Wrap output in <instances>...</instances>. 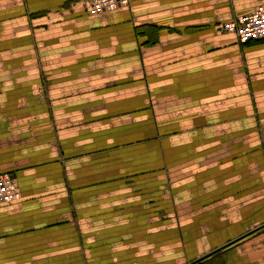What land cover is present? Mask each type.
Returning a JSON list of instances; mask_svg holds the SVG:
<instances>
[{"label":"crops","instance_id":"1","mask_svg":"<svg viewBox=\"0 0 264 264\" xmlns=\"http://www.w3.org/2000/svg\"><path fill=\"white\" fill-rule=\"evenodd\" d=\"M259 4L264 0H129L90 15L88 0H0V43L18 48L19 33L34 31L39 94L59 88L63 96H80L70 106L80 119L59 128L66 143L80 145L64 170L77 183L70 188L79 191L81 215L53 219L60 203L51 196L63 174L58 163L51 165L53 174L44 172L41 161L56 153L42 145L40 121L19 115L24 107L18 103L1 101L0 173L13 176L19 196L0 203V264H187L231 241L200 264H264V39L240 43L215 26ZM38 31L49 33L43 40L50 51L46 74L34 50ZM23 59H6L10 64L0 74L2 83L11 82L3 88L17 89V96L24 94L25 85L17 82ZM136 95L145 97L147 112H158L155 120L146 114L139 128L158 132L164 165L197 171L192 181L173 186L175 206L163 193H150L147 208L176 207L170 223L150 221L140 193L132 200L108 199L121 190L106 187L111 151L104 143H117L118 137L109 138L119 127L108 116L126 102L131 110ZM90 142L96 144L91 151ZM131 150L124 147L115 158L113 146V166ZM139 153V167L128 172L153 177L152 150ZM94 164L96 177L89 174ZM48 197V204L41 203ZM35 202L52 208L35 213Z\"/></svg>","mask_w":264,"mask_h":264},{"label":"rangeland","instance_id":"2","mask_svg":"<svg viewBox=\"0 0 264 264\" xmlns=\"http://www.w3.org/2000/svg\"><path fill=\"white\" fill-rule=\"evenodd\" d=\"M34 31H31L30 33L25 32L24 34L19 33V47L11 49L12 43L10 42H3L0 43V74L1 71H7V68L10 63L9 61H6V59L12 57V56H24V63H20L22 67H24L22 77H19L17 82L21 83V85H25L23 89H21V93H24L23 95L17 96V89L14 90L15 92H9L6 89H4V86L9 85L11 86V82L8 81V84L2 83L0 81V87L2 83V88L5 91L0 93V103L1 101L5 102L3 104H14L18 103L19 108L24 107V114L23 112L19 113V115L25 116V119L27 120H33V121H40V124H36L37 127L39 126L37 130L38 135H40V139L42 142V145H46L50 150H54L56 153L55 158L50 160H42L41 163L43 165L42 170L44 172L48 171V173L53 174L55 172V166L54 168L51 165H55V163H58L62 176V185L59 188L57 195L54 194L51 196L52 200L58 196V201L60 203V206L56 209V214L58 216H54L53 219H81L80 215V208L77 206L78 201L80 199L79 197V191H72L70 188V184L74 183L77 184L76 181H71V178L69 176V172H65L64 167L68 164V156L76 150L80 151V145L79 144H69L66 143L69 139L67 135L63 136V129L59 128L60 125H68V122H76L80 119V113L79 112H73L71 111V105H75L76 101L79 102L80 96L77 94V96H63L59 94V88L57 91L54 90H44L42 94H39V91L37 88L33 85L34 82H38L34 80L33 78H36V73L38 72L36 69V64L33 63V60L31 59L32 53H33V46H32V40H34L33 35ZM24 35V36H23ZM49 33L48 32H35L36 37V48L34 49L36 51V54H39L41 57V67L42 71L44 73L46 70H49V63L47 61L49 57V41H43L44 39L48 38ZM33 37V38H32ZM35 43V42H34ZM23 44V45H22ZM22 45V46H20ZM11 49V50H10ZM5 59V60H4ZM19 64H13L12 67H16ZM16 70V69H15ZM46 74V73H45ZM20 75V74H19ZM38 77V76H37ZM2 81L3 75H2ZM46 83H51V81H45ZM122 83H125V81H121ZM49 91L53 92V94H49ZM139 91V90H138ZM36 92L35 94H33ZM57 92V93H56ZM56 93V94H55ZM90 96H96V95H89ZM120 97H123L122 95H118ZM114 96L112 98L118 97ZM129 96V95H124ZM76 100V101H75ZM133 101V100H131ZM145 97L143 95H136L135 97V103L132 106L131 110H128L129 102H126L122 104L123 108L116 112L115 114H111L108 117L110 118H117L113 123L115 125H118L119 127H114V131L111 134L112 136L109 139H112L113 137L117 138V143L114 144H108L107 142L104 143V147L106 151H111L110 153V159L105 160L106 169L108 172H106V187H109V189H112L113 187L121 188V190L118 193L120 196L115 195V197H112V192L109 193L110 197L108 199L112 200V198H115V200L123 199L126 200H132L135 199V196L140 193L141 199L144 201L142 202L141 206L146 207V214L147 217L150 219V221H155L159 219H167L168 223H170L171 219H176V213L174 210L175 204L174 201H177V195L174 191V187L179 182H186V181H192L196 177V168L193 166L190 167H174L171 170L167 168V166L164 165V162L162 160V145L159 143L161 140H159L158 132L154 131V128L152 127V131L146 130V128H139V125L142 124L145 126L146 122V114L150 115L151 119L155 120V116H157L158 112L153 111H146V103H144ZM68 104V105H67ZM127 115V116H125ZM135 118L137 119V123L134 124L132 120ZM125 120H128V122H123ZM76 124H74L75 126ZM73 126V127H74ZM41 127V128H40ZM92 127H95V122H92ZM141 129V130H140ZM256 132L262 135V130L260 128L254 129ZM136 131V132H134ZM145 133H144V132ZM253 131V130H252ZM127 133V134H126ZM121 137H119V136ZM122 136H124L122 138ZM125 137L129 138L130 140H123ZM125 138V139H127ZM75 139L72 137V141ZM125 141V142H124ZM66 143V144H64ZM115 146V158L117 157V153L126 147L127 150L131 148L132 150L127 152L126 154H122L121 162L122 164L118 165L115 164L113 166L112 164V147ZM96 144L89 143V147H91L89 150L91 151L94 149ZM111 146V147H110ZM151 149L153 153V159H152V168H153V177L144 178L145 176L142 175L143 172L136 171L133 173H129L128 169L129 166L131 167H139L136 163L138 162V158L142 157L139 153L140 151ZM102 150V149H99ZM84 151V150H81ZM119 152V155H120ZM48 167V168H46ZM120 167V168H118ZM80 172L79 170H76V177L80 180ZM98 169L95 168V164L92 169L89 170V174H94L93 177L97 176ZM75 177V178H76ZM161 177V179H160ZM54 179V178H53ZM55 180H61L60 178H56ZM202 184H208V179L201 180ZM43 183V182H42ZM152 185V187H150ZM152 188V190L150 189ZM151 190V191H150ZM126 191V192H124ZM152 191H157V195L162 194L164 196V200H167L172 204H169L168 210H165L163 208H147V201L151 197L150 193ZM124 195V196H123ZM75 196V197H74ZM49 197L47 199H42L41 203L48 204ZM128 203V202H127ZM40 203L35 202V208H31L30 211L38 212V211H46L50 210L47 208V205H43ZM41 206L43 209L37 210ZM53 210H55V206L53 205ZM108 209H106V212ZM109 212V211H108ZM127 213V210L124 211V214ZM110 212L108 213L109 217ZM45 217V215H43ZM48 218V217H47ZM166 220V221H167ZM152 226H156L155 224H152ZM264 228V224L260 225L259 227ZM257 227V228H259ZM249 233V232H248ZM109 242V241H107ZM238 242V241H237ZM235 243V241L229 242L227 246L222 247V249H219L214 253H217L220 250H223L224 248L231 246V244ZM209 255L206 258L197 260L193 262L192 264H200L205 259L212 256ZM77 260V259H76ZM78 261V260H77ZM194 261V260H193ZM192 262V261H190Z\"/></svg>","mask_w":264,"mask_h":264},{"label":"built area","instance_id":"3","mask_svg":"<svg viewBox=\"0 0 264 264\" xmlns=\"http://www.w3.org/2000/svg\"><path fill=\"white\" fill-rule=\"evenodd\" d=\"M129 0H88L90 15L124 7ZM223 33L233 34L240 43L264 39V4L257 5L250 12L236 15L215 25ZM19 196V189L13 176L8 172L0 173V203Z\"/></svg>","mask_w":264,"mask_h":264},{"label":"water","instance_id":"4","mask_svg":"<svg viewBox=\"0 0 264 264\" xmlns=\"http://www.w3.org/2000/svg\"><path fill=\"white\" fill-rule=\"evenodd\" d=\"M228 244H229V243H228ZM224 246H226V245H224ZM224 246H222V247H224ZM222 247H218V248H216V249H213L212 251L208 252L207 254H205V255H203V256H201V257H199V258L195 259L194 261L189 262V263H187V264H192L193 262H195V261H197V260H200V259L206 258L207 256L211 255L213 252H215V251L221 249Z\"/></svg>","mask_w":264,"mask_h":264}]
</instances>
